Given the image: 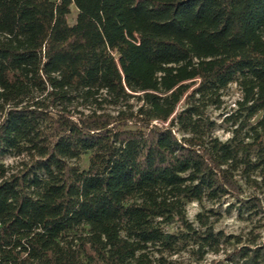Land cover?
Returning <instances> with one entry per match:
<instances>
[{
	"label": "trees",
	"instance_id": "trees-1",
	"mask_svg": "<svg viewBox=\"0 0 264 264\" xmlns=\"http://www.w3.org/2000/svg\"><path fill=\"white\" fill-rule=\"evenodd\" d=\"M232 81L221 140L206 108ZM237 177L264 199V0H0V264H165L183 239L218 252L186 204L262 210ZM232 254L264 264L254 240Z\"/></svg>",
	"mask_w": 264,
	"mask_h": 264
},
{
	"label": "rangeland",
	"instance_id": "rangeland-1",
	"mask_svg": "<svg viewBox=\"0 0 264 264\" xmlns=\"http://www.w3.org/2000/svg\"><path fill=\"white\" fill-rule=\"evenodd\" d=\"M77 8L70 6V13L67 15V22L74 23ZM222 104L219 108L209 106L206 108L207 115L214 121L211 134L221 140H226L232 135V129L235 125L231 121H226L224 116L235 111L237 108L236 101L239 99V90L235 81L230 82L221 91ZM130 102H137L132 98ZM185 104L181 99L177 104L175 111L180 110ZM105 110L113 111V107L105 105ZM260 114L255 116L250 122L254 124L260 118ZM248 129V128H247ZM247 129H244L239 138H246ZM21 157L15 156L14 153H8L1 157V161L7 166L14 167L18 164ZM80 170L88 167V153L80 156L75 163ZM238 182L242 186L241 197L254 194L262 200V210L254 213V209L247 210L245 205H241L231 194L223 196L220 200H208L203 198L201 201H190L186 204V218L197 230L203 231L204 227L199 226L197 213L205 214L208 222L213 226V232L220 233V247L218 252L207 251L200 256L196 251L197 245L193 244L190 239H183L175 251H166L165 264H237V256L232 254V249L247 244L254 240L258 244H264V199L259 190L254 187L251 182L245 181L241 177H237ZM163 230L170 233L184 232L185 229L174 221L168 224H162ZM84 233V229L80 228L75 234ZM71 234V233H70ZM74 234V233H72ZM150 253L156 255L155 249H149Z\"/></svg>",
	"mask_w": 264,
	"mask_h": 264
}]
</instances>
